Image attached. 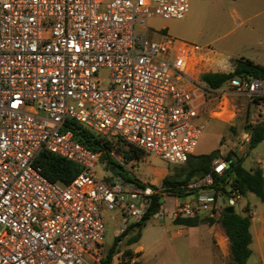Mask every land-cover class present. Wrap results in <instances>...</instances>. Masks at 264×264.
I'll return each instance as SVG.
<instances>
[{
    "label": "built area",
    "instance_id": "obj_1",
    "mask_svg": "<svg viewBox=\"0 0 264 264\" xmlns=\"http://www.w3.org/2000/svg\"><path fill=\"white\" fill-rule=\"evenodd\" d=\"M190 1L0 0V264H137L122 253L108 261V221L122 235L155 196L158 219L234 209L242 196L228 171L264 128V79L208 88L188 72L193 47L140 32L152 16L184 19ZM232 96L248 102L249 117L211 172L179 187L182 197L132 178L101 180L100 153L74 137L87 130L113 145L110 156L123 146L182 166L201 137L204 103ZM42 152L80 173L68 185L49 182L36 164Z\"/></svg>",
    "mask_w": 264,
    "mask_h": 264
},
{
    "label": "rangeland",
    "instance_id": "obj_2",
    "mask_svg": "<svg viewBox=\"0 0 264 264\" xmlns=\"http://www.w3.org/2000/svg\"><path fill=\"white\" fill-rule=\"evenodd\" d=\"M143 30L140 32L149 41L161 40V35L151 33L156 32L180 41L185 46L193 47L194 57L197 60L203 59L198 69V80L204 73L231 72L235 60L244 59L258 65L264 64V0H221L219 2L191 0L184 19H163L152 16L146 19ZM100 79L101 87H106L105 77ZM249 111L248 102L243 97H230L231 114L225 118L233 117L232 120L223 123V116L215 114L209 117L222 121L209 118L203 121L202 134L194 156L207 155L215 150L223 155L225 151L223 146H228V142L233 140L232 136L244 126L249 117ZM118 147L126 151V147L116 146ZM110 157L114 162L117 157L122 160V163L118 165L123 168L129 178L151 184L159 189L164 177L168 176L170 179L177 176L183 177L186 172L185 164L168 165L158 157L144 153L130 161H125L122 155L115 154V151ZM256 161L262 162L260 166L264 168V138L256 147L249 150L243 167L252 168ZM105 167L106 162L100 159L94 167L95 174L101 180H108L112 175ZM245 203L251 206L258 205L260 200L252 194L242 196L235 205L234 211L241 216H246L242 210L243 207L241 209ZM172 220L165 217L162 219L152 217L144 224L134 225L133 230L116 243L115 247L113 244L116 227L113 222L108 221L105 236V250H111L108 253L110 257L108 261L114 254L122 253L129 260L134 259L137 264H214V253L227 254L229 243L227 244L226 236L219 225L188 228L176 226ZM136 233L139 235L138 240L129 244L128 240ZM137 247L141 248L139 253L135 251ZM204 248L206 250H203ZM209 249L210 252H208ZM228 262H231L230 256Z\"/></svg>",
    "mask_w": 264,
    "mask_h": 264
},
{
    "label": "trees",
    "instance_id": "obj_3",
    "mask_svg": "<svg viewBox=\"0 0 264 264\" xmlns=\"http://www.w3.org/2000/svg\"><path fill=\"white\" fill-rule=\"evenodd\" d=\"M200 81L208 88L219 89L225 82L230 79H246L256 78L264 79L262 66L256 65L250 60H235L233 69L229 73H204L200 75ZM75 139L83 146L94 152L100 153V161L106 162L105 169L113 176H120L123 179L131 181L123 168L112 161L109 153L112 150V145L109 142H103L97 139L87 130L76 129L74 131ZM264 138V128L257 127L254 129L250 149L256 147ZM142 152L135 149L124 151L121 147L115 149V154L122 155L125 161H130L138 157ZM143 154V153H142ZM220 157L218 150H215L207 155L190 156L185 163V175L177 176L170 179L168 176L161 181V193L176 194L180 197L185 193L179 188L182 185L190 182L192 179L202 178L211 172L212 161ZM36 164L40 166L43 176L52 183L60 185H68L81 171L80 167L48 152H42L37 159ZM229 178L232 179V186L238 189L241 196L252 194L259 200L264 202V179L260 170L253 172L246 171L242 167V159H236L230 165L228 171ZM223 187V179L221 180ZM138 185H140V182ZM142 185V184H141ZM159 198L155 196L141 221L137 226L144 224L154 217L159 210ZM176 226H184L195 228L201 225L213 226L217 224L223 230L229 243V256L232 264H246L251 256L249 245L251 236L249 234L250 216H241L236 212L232 214L222 213L218 218H177L172 221ZM135 226H130L122 235L114 238L113 247L116 246ZM139 235H136L128 240L129 244H133L138 240Z\"/></svg>",
    "mask_w": 264,
    "mask_h": 264
},
{
    "label": "crops",
    "instance_id": "obj_4",
    "mask_svg": "<svg viewBox=\"0 0 264 264\" xmlns=\"http://www.w3.org/2000/svg\"><path fill=\"white\" fill-rule=\"evenodd\" d=\"M194 54H195V51H191L190 56H189V62H188V72L193 78L198 79V76H199L198 69L203 59L201 58L197 60L194 57ZM263 65L264 64H260V66H263ZM225 83L221 87H227ZM201 112H202L201 113L202 115L198 119V122L201 124H203L202 123L203 121L208 120V118L216 119L217 121H222L215 117H209L215 114H219L220 116H223L224 118L223 123H226V122L228 123L233 118V117L229 119L225 118L227 115L231 114L230 113V97L224 99L221 102H217L212 99L206 101L201 108ZM230 143L231 142L229 141L228 146L227 145L223 146L225 151L229 148ZM225 151H223V154L225 153ZM247 157L248 155L244 159H242V167H243L244 160L247 159ZM261 163L262 162L260 161H256L252 168H248V169H245L244 167L243 168L249 172L260 170L261 173H264V168L260 166ZM241 209L244 211L246 216L247 215L250 216L249 234L251 236V243L249 245V249L251 251V256L247 260L246 264H264V202L260 200V203L258 205H252V206L249 205L248 203H245L243 206H241ZM227 244H228V240H227ZM205 248L203 250H206ZM210 249L213 252V248L211 244H210ZM210 249L208 252H210ZM135 251L136 253H139L141 251V248L137 247ZM222 254L223 256H221ZM213 258L215 260L214 264H232L231 262L230 263L228 262L229 248L227 249V254H224L222 252L214 253Z\"/></svg>",
    "mask_w": 264,
    "mask_h": 264
},
{
    "label": "water",
    "instance_id": "obj_5",
    "mask_svg": "<svg viewBox=\"0 0 264 264\" xmlns=\"http://www.w3.org/2000/svg\"><path fill=\"white\" fill-rule=\"evenodd\" d=\"M223 212H224L225 214H232V213H234V209H233L232 207H228V208H225V209L223 210Z\"/></svg>",
    "mask_w": 264,
    "mask_h": 264
}]
</instances>
